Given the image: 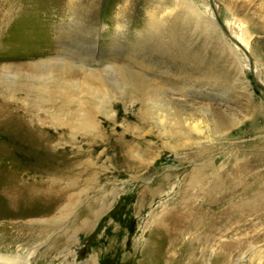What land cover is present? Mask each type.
<instances>
[{
    "label": "rangeland",
    "instance_id": "obj_1",
    "mask_svg": "<svg viewBox=\"0 0 264 264\" xmlns=\"http://www.w3.org/2000/svg\"><path fill=\"white\" fill-rule=\"evenodd\" d=\"M211 1L0 0V186L65 173L59 203L31 206L1 254L145 264L155 221L203 164L231 182L252 171L264 189V0ZM155 22L177 25L175 48ZM123 74L135 77L128 87ZM156 249L154 264L173 257ZM206 255L202 264H264V237Z\"/></svg>",
    "mask_w": 264,
    "mask_h": 264
},
{
    "label": "bare ground",
    "instance_id": "obj_2",
    "mask_svg": "<svg viewBox=\"0 0 264 264\" xmlns=\"http://www.w3.org/2000/svg\"><path fill=\"white\" fill-rule=\"evenodd\" d=\"M209 2L212 1L209 0ZM190 9L186 5L182 9L180 21L186 28L190 18ZM199 17L202 16L199 15ZM216 21L228 39L242 50L241 44L230 37L219 18L216 17ZM153 26L160 29L163 35L170 36V41L165 43L167 46L176 47V36L173 32L177 26L175 23L170 27H165L162 22H155ZM243 52L246 54V51ZM178 53L179 51L174 52V54ZM133 77V75L123 74L122 85L128 87ZM43 82L48 84L50 80L45 79ZM255 83L259 85L256 80ZM133 89L137 90L136 87ZM124 90L126 88H123L122 92ZM225 172L212 169L207 163L203 164L201 176H190L189 182L185 185L186 188L182 186L177 190L176 196L178 197L173 208L167 210L156 220L151 229L149 241L142 253L145 264H154L155 260L150 259V249L153 250V248H159L161 256L172 252L178 264H202L207 261L206 249L214 247L219 251L228 252L243 250L251 248L260 237H264V189L263 187L261 189L258 175L250 171L249 176L245 175L231 182L226 179ZM64 174L48 173L49 177L53 175L55 179L52 177L50 180L46 178L47 181L35 182L34 179L29 180L26 175L18 173L11 182L0 186V198L8 209V215L0 219V224L4 223L0 226V245L7 246L6 244L19 242V237L9 234V231L14 230L16 233L19 228H26V223L29 222L26 214L32 209L31 206L46 204L50 197L56 204L59 203L58 199L60 200L63 196L58 186L61 185L59 182ZM211 176L213 177L210 178ZM199 178L198 183H201L198 189L196 188L197 193H194L191 198L187 197L188 190L196 187L194 184ZM209 178L212 181H209ZM20 206H24L25 209L22 210ZM221 238H228V240L221 241ZM21 241L25 242V240ZM197 252L198 256H196ZM173 257H165L162 261L160 258V263L176 264L175 261H171ZM0 264H29V260L0 253Z\"/></svg>",
    "mask_w": 264,
    "mask_h": 264
},
{
    "label": "water",
    "instance_id": "obj_3",
    "mask_svg": "<svg viewBox=\"0 0 264 264\" xmlns=\"http://www.w3.org/2000/svg\"><path fill=\"white\" fill-rule=\"evenodd\" d=\"M257 85V84H256ZM257 87L259 88V89H261L262 91H264V87H262L261 85H257Z\"/></svg>",
    "mask_w": 264,
    "mask_h": 264
}]
</instances>
